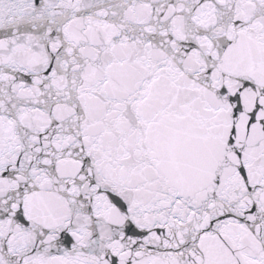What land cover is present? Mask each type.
<instances>
[{
  "label": "snow or ice",
  "instance_id": "snow-or-ice-1",
  "mask_svg": "<svg viewBox=\"0 0 264 264\" xmlns=\"http://www.w3.org/2000/svg\"><path fill=\"white\" fill-rule=\"evenodd\" d=\"M0 264H264V0H0Z\"/></svg>",
  "mask_w": 264,
  "mask_h": 264
}]
</instances>
